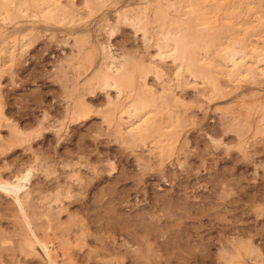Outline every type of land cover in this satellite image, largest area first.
Returning a JSON list of instances; mask_svg holds the SVG:
<instances>
[{
    "label": "rangeland",
    "instance_id": "obj_1",
    "mask_svg": "<svg viewBox=\"0 0 264 264\" xmlns=\"http://www.w3.org/2000/svg\"><path fill=\"white\" fill-rule=\"evenodd\" d=\"M50 1L0 0V179L55 260L264 264V0ZM19 217L0 190V264H48Z\"/></svg>",
    "mask_w": 264,
    "mask_h": 264
},
{
    "label": "bare ground",
    "instance_id": "obj_2",
    "mask_svg": "<svg viewBox=\"0 0 264 264\" xmlns=\"http://www.w3.org/2000/svg\"><path fill=\"white\" fill-rule=\"evenodd\" d=\"M47 1H50V0H47ZM52 1V0H51ZM50 1V2H51ZM54 1V0H53ZM55 2V1H54ZM45 3V2H44ZM47 3V2H46ZM3 4V3H2ZM37 4V3H36ZM53 4V3H52ZM50 4V5H52ZM12 5V4H11ZM98 5V4H97ZM3 6V5H2ZM52 7V6H51ZM5 9V8H4ZM6 10V9H5ZM64 11V10H63ZM159 11V10H158ZM8 12V11H7ZM63 14V13H62ZM52 18V17H51ZM59 18H61L59 16ZM190 34V33H189ZM191 35V34H190ZM187 37V33H181L178 35V37H176L174 40H175V54H173V57L175 58H178L179 59H182L185 58L186 54L188 53L189 54V46L187 45V41H189V39ZM169 40V38H165L164 39V42L167 43V41ZM190 43V41H189ZM240 43H238L239 45ZM188 46V47H187ZM240 46V45H239ZM241 47V46H240ZM238 49V48H237ZM237 49H233V50H228L227 51V60L233 64V67H239V63H238V58L240 55H242V52ZM189 51V52H188ZM192 52V51H191ZM187 54V56H188ZM160 55H163V53H160ZM72 56V55H71ZM106 58H113V56L110 54V53H106ZM122 56V55H121ZM75 57V56H74ZM194 58V57H193ZM191 58V59H193ZM119 59V58H118ZM68 60V59H67ZM93 60V59H92ZM113 60V59H112ZM120 61V60H119ZM69 62V61H68ZM82 65V64H81ZM106 67V70L107 72L106 73H103L101 69ZM100 70L96 71L95 72V79L98 80L99 83H102L104 87H107V86H115L119 89H121V87L123 85H127L129 82H130V78H131V74L129 73L128 74V71L124 68H116V67H113V66H101ZM123 67V66H122ZM232 67V69H233ZM131 69V68H130ZM248 69V67H247ZM105 72V71H104ZM252 73V72H250ZM257 73V72H256ZM242 74V73H241ZM244 74V73H243ZM130 75V76H129ZM248 75V74H247ZM252 74H250V77H251ZM209 76V74L207 75ZM130 77V78H129ZM214 77V76H213ZM254 77V76H253ZM212 78V77H211ZM212 80V79H211ZM90 81V80H89ZM215 81V80H214ZM67 83V82H66ZM131 83V82H130ZM65 84V83H64ZM97 84H95L96 86ZM125 85V86H126ZM65 86V85H64ZM68 86V85H67ZM73 86V85H72ZM93 86V85H92ZM128 86V85H127ZM125 90V89H124ZM137 96V95H136ZM66 97V96H65ZM145 98V97H143ZM66 99V98H65ZM145 100H148V98ZM144 99H142L141 97L137 98V100L131 105V107H127L126 110H124L122 112V114H127L129 115V118H139L140 120H142V116L141 114L145 111L146 108H148V106L150 107L149 105V102L147 104V101L145 102ZM155 100V99H154ZM149 101V100H148ZM152 101V100H151ZM111 102V101H110ZM152 103V102H151ZM150 103V104H151ZM154 103V101H153ZM152 103V106L154 107ZM156 103V102H155ZM158 103V102H157ZM161 104V103H160ZM110 105H114L113 102L110 103ZM157 105V104H156ZM151 106V107H152ZM81 107L82 111H83V105L82 106H79ZM48 108V107H47ZM69 108V107H68ZM67 108V109H68ZM132 108H134V111L132 110ZM66 109V108H65ZM85 109V108H84ZM157 109V108H155ZM113 111V110H112ZM157 111V110H156ZM146 112V111H145ZM158 112V111H157ZM161 112V111H160ZM110 113H113V112H110ZM156 114V113H154ZM146 115V114H145ZM152 115V114H151ZM150 119V117H149ZM162 119V118H161ZM47 120V119H46ZM66 120V119H65ZM121 120H123V117L121 116ZM139 120V121H140ZM145 120V119H144ZM148 120V119H147ZM146 120V121H147ZM149 121V120H148ZM147 121V123H148ZM60 122V121H59ZM135 123V122H134ZM151 123V122H150ZM147 125V124H145ZM149 125V123H148ZM10 140V139H9ZM19 141V140H18ZM23 173V172H22ZM31 175H32V171L31 170H27L25 173L21 174L20 176H18L16 178V180H3V179H0V190L3 191L6 195L8 196H11L13 198V202L15 203L16 205V208L19 212V219H18V223L20 224L19 226V229L22 231V232H25L27 233L28 235V238L26 239V246L28 247L27 249V252H26V255L28 256H38L40 255L39 251H38V247H40V249L42 250V252L44 253V255L46 256L47 258V261H48V264H59L57 262V259L55 260L54 256L58 257V255H53L55 251H53L51 249V246L49 245L50 242L44 240V239H41L40 237H38L39 235H37V229H34V226H33V223L32 221L35 220L34 219V215L33 214V217H32V214L28 212L27 208H26V205H25V201L26 199L23 200V194H24V191H26L25 189L27 188V185L30 181V178H31ZM36 199V198H35ZM101 202V201H100ZM28 206V205H27ZM32 206V205H31ZM35 208V207H34ZM96 209V208H95ZM39 210V209H38ZM31 212V211H30ZM49 213V212H48ZM47 213V215H48ZM57 214V212H56ZM55 214V215H56ZM18 215V213H17ZM95 215V214H94ZM16 216V215H15ZM39 216V215H38ZM33 218V220H32ZM37 218V217H36ZM60 219V218H59ZM58 219V220H59ZM94 220V219H92ZM95 221V220H94ZM17 223V222H16ZM65 223V222H63ZM104 223V222H102ZM154 224V223H153ZM8 228H10V225L8 226ZM40 228V227H39ZM156 228V227H155ZM16 229L17 230V226H15V228H13V230ZM102 229V228H101ZM12 230V231H13ZM36 230V232H35ZM138 231V230H137ZM17 235V234H16ZM15 235V236H16ZM29 235H31L29 237ZM26 236V235H25ZM47 236V235H46ZM27 237V236H26ZM62 237V236H61ZM94 237V236H93ZM43 238V237H42ZM49 238H47L48 240ZM126 239V238H125ZM2 240V239H1ZM62 242H64L63 240H61ZM66 242V241H65ZM68 243V240L65 244ZM70 243V242H69ZM97 243V242H96ZM99 244V243H98ZM106 245V244H105ZM97 246V245H96ZM128 246V245H127ZM108 247V246H107ZM3 248V247H2ZM14 249V248H13ZM17 249V248H16ZM105 249V248H104ZM108 249V248H107ZM8 250V249H7ZM10 251V250H8ZM112 251V250H111ZM13 254V253H12ZM107 254V253H106ZM77 255V254H76ZM7 257H10V256H7ZM12 257V256H11ZM68 255H67V259H68ZM0 259H1V253H0ZM71 260V259H70ZM1 261V260H0ZM11 261V260H10ZM59 261V260H58ZM68 261V260H66ZM65 262V261H64ZM13 263V262H12ZM17 263V262H16ZM70 263V262H69ZM73 263V262H72Z\"/></svg>",
    "mask_w": 264,
    "mask_h": 264
}]
</instances>
